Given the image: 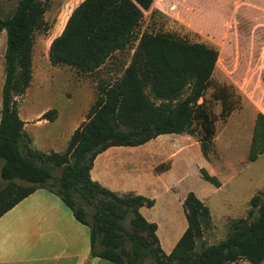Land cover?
I'll return each instance as SVG.
<instances>
[{"label": "trees", "instance_id": "1", "mask_svg": "<svg viewBox=\"0 0 264 264\" xmlns=\"http://www.w3.org/2000/svg\"><path fill=\"white\" fill-rule=\"evenodd\" d=\"M49 1L21 0L11 16L0 18V33L7 32L0 121L2 180L7 182V189L15 190L21 187L15 181L37 184L2 207L0 218L44 188L59 196L75 218L90 228L94 258L117 264H140L147 258L155 264H232L239 260L263 264L264 201L260 193L251 199L248 216L231 223L225 240L200 250L196 248L197 241L204 238L205 229H212L213 223L209 207L189 193L184 202L188 229L167 255L160 245L157 225L141 214V208L153 207L155 200L132 193L119 196L90 175L95 158L108 148L136 147L164 134L200 136L206 156L215 129L209 114H205L202 129L197 127L196 115L202 111L199 102L219 59L216 48L170 33H143L120 78L108 88L98 86V97L89 109L87 121L75 130L65 154L46 155L30 146L32 139L25 133L17 100L32 84L35 34L47 30L44 17ZM154 2L83 0L52 41L51 64L70 67L84 75L97 72L116 54L127 50ZM56 117L53 109L42 119L54 121ZM259 137L264 148L263 133ZM256 145L255 140L253 151ZM55 169L60 171V177H55ZM201 173L207 181L220 186L205 169ZM7 192L3 191L0 199ZM79 202L95 209L90 218Z\"/></svg>", "mask_w": 264, "mask_h": 264}, {"label": "rangeland", "instance_id": "2", "mask_svg": "<svg viewBox=\"0 0 264 264\" xmlns=\"http://www.w3.org/2000/svg\"><path fill=\"white\" fill-rule=\"evenodd\" d=\"M20 1L0 0V18L7 19L11 16ZM82 1H49L44 17L47 30H40L35 34L34 84L27 90L26 99L23 100L25 94L18 98V110L22 106L32 113L45 109L48 112L54 107L67 111L79 103V96L83 98L84 103L89 102L91 107L98 97V86L108 88L123 74L125 66L130 63L134 50L139 45L141 35L145 32L170 33L192 43L214 47L219 51V59L204 97L199 102L202 111L197 112L196 126L202 129L205 114L211 115V123L215 129L211 149L213 141L224 135L221 140L223 144L219 143L218 146L224 162L231 167V174L239 177L237 181H240L242 187L238 197L243 200L255 186H260L263 191L259 193L264 201V148L260 145L259 137L262 133L264 136V0H155L151 10L145 12L127 50L114 56L102 70L85 76L82 84L70 78L68 74L58 77L53 75L50 80L42 73L47 65V45L52 38L62 33L72 11ZM6 48L7 32L4 30L0 33V121L3 111L2 88L5 81ZM19 116L21 117L20 114ZM225 125L226 128L222 129ZM70 128V124L59 122L40 129L29 126L25 133L33 138L30 145L33 149L46 155H63L72 135ZM175 136L165 137L177 139L173 138ZM197 137L200 139V136ZM255 140L257 145L253 151ZM131 153V156H142V151ZM126 155L128 154L125 153ZM209 156L207 167L211 170V152ZM195 162V155H185L182 165L179 166V173L184 174L185 180L180 185L176 197L179 199L191 190L206 197L211 206V182L202 178ZM2 167L3 161L0 159V195L8 190L7 195L0 199V209L10 204L24 190L37 187V184L30 181H15L21 187L17 190L7 189V182L2 180ZM53 173L55 177H60L59 170L55 169ZM154 196L158 201L156 209L152 212L161 223L169 221L172 217L179 219L180 203L176 201V197L171 209L167 206L169 197L161 193ZM79 203L86 209L90 218L95 209ZM248 213L249 211L236 220L245 219ZM219 216L220 213H215L212 229H205L204 238L197 241L198 250L218 244L229 235L231 223L235 220H226ZM183 221L186 223L185 215ZM163 228L169 230V227ZM140 264L155 262L147 258ZM232 264L250 263L239 260Z\"/></svg>", "mask_w": 264, "mask_h": 264}, {"label": "crops", "instance_id": "3", "mask_svg": "<svg viewBox=\"0 0 264 264\" xmlns=\"http://www.w3.org/2000/svg\"><path fill=\"white\" fill-rule=\"evenodd\" d=\"M56 37L52 38L47 45L45 56L47 65L45 66L46 70L42 71L50 80L53 75L58 77L68 74L70 78L76 79L79 84H82L85 76L94 75L102 70L104 66L95 73L84 75L70 67L53 66L49 59V50ZM34 76L33 65L31 86L34 84ZM27 96L28 92L25 93L23 100ZM89 105V102L84 103L83 98L79 96V103L74 104L67 111L60 107H54L52 110L57 111L54 121L42 119L47 109L32 113L21 106L18 111L21 119L25 122L24 130L29 126L40 129L43 126L65 122L70 124L73 135L75 130L87 121ZM225 128L226 125L222 129ZM216 131L219 130L216 129ZM166 135H176L173 138L177 139H166ZM223 137L224 135L213 141L212 149L210 147L206 156L199 138L187 134L160 135L136 147L113 146L95 158L90 175L93 181L119 196L132 193L146 198L149 196L151 197L149 199L155 200L153 207L141 208V214L147 221L157 225L160 245L163 251L169 255L176 248L189 226L184 207L185 199L189 193H194L209 207L214 225L215 213H220L219 218L226 220H236L239 216H244L251 209L250 201L253 196L263 191L260 186H255L243 200L238 197V194L241 195L242 187L240 181H237L239 177L231 174V167L224 162L219 150L218 144L221 143ZM139 151H142V156L130 155L131 152ZM210 152L211 170L207 167ZM125 153L128 155L125 156ZM185 155L196 156V168L202 178L204 177L201 169H205L209 175L219 181L220 186L211 182V206L206 197L191 190L179 199L176 197L180 185L185 180L184 174L179 173V166L182 165ZM189 162L191 161L189 160ZM235 181L237 183H234ZM231 183L232 188L230 187ZM159 193L170 198L167 206L171 209L174 197H176V201L180 203L179 219L172 217L169 221L161 223L153 214L152 211L156 209L158 201L154 195ZM184 215L186 223L183 221ZM164 226L169 227V230H164ZM0 264L117 263L92 257L90 228L75 218L73 212L59 196L42 188L23 199L0 218Z\"/></svg>", "mask_w": 264, "mask_h": 264}]
</instances>
